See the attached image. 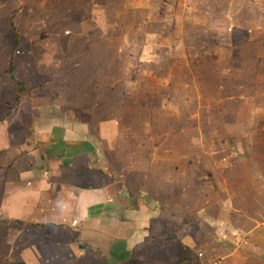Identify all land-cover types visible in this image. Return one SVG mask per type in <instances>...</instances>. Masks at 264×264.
<instances>
[{
    "label": "crops",
    "instance_id": "0c3cea01",
    "mask_svg": "<svg viewBox=\"0 0 264 264\" xmlns=\"http://www.w3.org/2000/svg\"><path fill=\"white\" fill-rule=\"evenodd\" d=\"M88 5V0H37L29 17L23 19L19 7L9 14L8 22L30 27L26 36L34 41L3 54L10 61L0 80L10 91L7 98L0 86V106L7 108L0 120V264H264L258 240L264 204L218 193L214 186L220 183L232 193L227 179L217 178L227 164L208 162L202 169L199 156L202 149L213 159L215 150L164 145L157 156L152 146L133 155L132 147L119 146L125 136L120 115L99 112L104 101L98 97H83L93 74L103 73L98 51L103 34L96 33L94 52L91 35L80 28ZM163 6L180 10L177 1ZM239 6L245 10L243 1ZM203 9L198 3L186 8L198 15L194 24ZM234 13L230 21L237 24ZM54 26L69 34L56 40ZM50 40H67L70 50L60 51ZM23 89L28 94L21 97ZM73 91L75 101L68 96ZM90 105H96L92 113ZM259 179L251 180L257 185ZM248 186L258 196L260 187Z\"/></svg>",
    "mask_w": 264,
    "mask_h": 264
},
{
    "label": "rangeland",
    "instance_id": "374dc122",
    "mask_svg": "<svg viewBox=\"0 0 264 264\" xmlns=\"http://www.w3.org/2000/svg\"><path fill=\"white\" fill-rule=\"evenodd\" d=\"M88 1L80 28L84 34L91 35L90 49L94 52L95 35L103 34L98 46L103 73L93 74L82 93L90 100L98 97L99 101H104L102 107L97 106L101 108L97 109L99 112L120 115V135L125 136L120 137L119 146L128 150L132 147L133 155L140 156L151 146L158 148L154 149L157 151L154 156L161 154L159 148L164 145L175 148L195 145L215 150L213 159L204 155L202 149L199 156L202 169L208 162H215L216 167L219 163L227 164L225 171L217 170V178L218 181L221 180L219 175L226 178L232 193H227L220 182L219 188L214 186L220 190L218 193L236 198L256 197L263 205L264 0H233L230 13L237 15V24L231 23V14L224 10L232 0H98V7L93 6L95 0ZM176 1L180 3L179 11H168L163 6V3ZM240 1H243L244 11H240ZM35 2L37 0H0V77L10 61L8 54L3 56L4 52L14 51L18 44L29 48V41H34L26 36L31 32L30 27L8 22L9 14H14L19 7L23 19L27 18L31 14V3ZM21 3L25 4L20 6ZM183 3L186 8L191 3L204 6L198 25L194 24L198 15L187 12L186 8L183 10ZM49 16L52 17V11ZM176 16L180 19L178 26ZM65 34L69 33L64 27H52L56 40ZM52 43L61 45L60 51L70 50L67 40L63 43L50 40L48 44L52 46ZM51 60L56 62L57 59ZM5 82L1 79L0 86L7 89L4 95L8 98L9 87L2 85ZM23 90L21 97L28 94ZM76 94L77 91H73L68 96L76 99ZM95 106L90 105V113ZM11 109L14 113L15 106ZM6 110L5 106H0V120ZM129 130L135 131V138L129 135ZM176 133H184L185 137ZM203 174L210 175L204 171ZM257 177L260 192L255 196L248 185L256 188L251 179ZM235 207L240 212V204ZM261 232L264 228L258 232V237L262 238L258 240L264 245Z\"/></svg>",
    "mask_w": 264,
    "mask_h": 264
},
{
    "label": "trees",
    "instance_id": "16d2710c",
    "mask_svg": "<svg viewBox=\"0 0 264 264\" xmlns=\"http://www.w3.org/2000/svg\"><path fill=\"white\" fill-rule=\"evenodd\" d=\"M13 264H22V263L15 262V263H13Z\"/></svg>",
    "mask_w": 264,
    "mask_h": 264
}]
</instances>
